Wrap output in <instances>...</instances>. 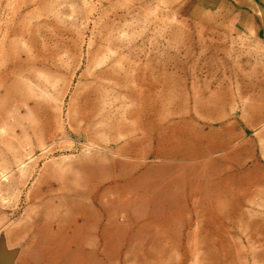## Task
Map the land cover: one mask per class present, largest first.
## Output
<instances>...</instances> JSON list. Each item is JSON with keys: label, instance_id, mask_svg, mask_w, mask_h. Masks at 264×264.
<instances>
[{"label": "rangeland", "instance_id": "374dc122", "mask_svg": "<svg viewBox=\"0 0 264 264\" xmlns=\"http://www.w3.org/2000/svg\"><path fill=\"white\" fill-rule=\"evenodd\" d=\"M10 264H264V0H0Z\"/></svg>", "mask_w": 264, "mask_h": 264}, {"label": "water", "instance_id": "95a60500", "mask_svg": "<svg viewBox=\"0 0 264 264\" xmlns=\"http://www.w3.org/2000/svg\"><path fill=\"white\" fill-rule=\"evenodd\" d=\"M0 264H10L9 255L0 252Z\"/></svg>", "mask_w": 264, "mask_h": 264}]
</instances>
